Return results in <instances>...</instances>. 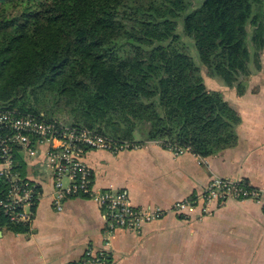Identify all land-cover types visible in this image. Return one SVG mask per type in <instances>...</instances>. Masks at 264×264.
<instances>
[{
  "label": "trees",
  "instance_id": "obj_1",
  "mask_svg": "<svg viewBox=\"0 0 264 264\" xmlns=\"http://www.w3.org/2000/svg\"><path fill=\"white\" fill-rule=\"evenodd\" d=\"M263 62L264 0H0L2 105L38 114L52 99L119 141L233 146L241 117L205 78L242 94Z\"/></svg>",
  "mask_w": 264,
  "mask_h": 264
},
{
  "label": "crops",
  "instance_id": "obj_2",
  "mask_svg": "<svg viewBox=\"0 0 264 264\" xmlns=\"http://www.w3.org/2000/svg\"><path fill=\"white\" fill-rule=\"evenodd\" d=\"M205 81L222 91L241 117L233 146L208 157L191 151L176 155L155 142L119 154L91 150L84 155L96 191H126L136 207L166 211L138 232L117 229L109 264H264V62L242 94L219 79ZM46 149L43 164L50 171ZM40 159L24 167L41 191L28 231L0 218V264H68L82 259L87 248L103 245L102 207L87 197H72L58 210L52 174L28 172ZM215 175L244 181L260 197L215 202L211 214L203 216L201 208L184 215L169 210L177 201L199 197Z\"/></svg>",
  "mask_w": 264,
  "mask_h": 264
},
{
  "label": "built area",
  "instance_id": "obj_3",
  "mask_svg": "<svg viewBox=\"0 0 264 264\" xmlns=\"http://www.w3.org/2000/svg\"><path fill=\"white\" fill-rule=\"evenodd\" d=\"M152 142L170 149L176 155L190 151L177 145L164 146L159 140L145 143ZM143 144L119 141L97 130L0 106V218L15 226L33 222L41 191L39 183L27 176L24 167L40 157L43 161V147H46L45 163L52 172L55 189L53 202L58 210L63 209L64 200L72 197L92 199L104 210L106 226L102 247H89L82 259L68 264H109L113 235L117 229L138 232L146 223L161 218L166 211L136 207L126 191L112 188L96 191L93 171L85 162L84 155L91 150L119 154L138 149ZM259 197V191L246 182L215 175L199 197L177 201L169 210L184 215L201 208V216L210 215L212 203ZM199 200H202V207L198 205Z\"/></svg>",
  "mask_w": 264,
  "mask_h": 264
},
{
  "label": "rangeland",
  "instance_id": "obj_4",
  "mask_svg": "<svg viewBox=\"0 0 264 264\" xmlns=\"http://www.w3.org/2000/svg\"><path fill=\"white\" fill-rule=\"evenodd\" d=\"M183 41L185 42V44L187 45L188 49H189V53L191 54V56L194 58V60L200 64L201 61H200V58H199V55H198V52L197 50L193 47V44L191 42V40L189 38H184ZM52 102L53 100L50 99L49 100V107H46L43 108L40 106V110L42 111L41 113H38V114H41V115H44V117L46 118V114L48 115H52L54 114L55 118L56 119H59L63 122H66V123H69V124H72L74 125L72 122H71V115H70V112H68V109L64 108V105L63 104H60L58 106H52ZM3 103L0 101V106H4L2 105ZM13 110H16L18 112H23L21 110H18V109H13ZM49 112V113H48ZM26 113H33V112H26ZM135 135V139L132 140V141H137V142H140L142 141V137L140 135H138L137 133L134 134ZM107 136V135H105ZM109 137V136H107ZM137 137H140L141 139L140 140H137L136 138ZM111 138V137H109ZM114 139V138H113ZM118 140V139H116ZM122 141V140H121ZM159 141H162V140H159ZM147 142V141H144V143ZM36 158V157H34ZM28 172L30 174H33L34 176H42L44 178H48L50 176V174H52V172L48 171L44 164H43V161H39V162H36L35 164H33L30 168H28Z\"/></svg>",
  "mask_w": 264,
  "mask_h": 264
}]
</instances>
